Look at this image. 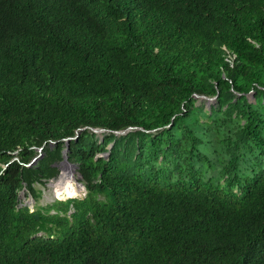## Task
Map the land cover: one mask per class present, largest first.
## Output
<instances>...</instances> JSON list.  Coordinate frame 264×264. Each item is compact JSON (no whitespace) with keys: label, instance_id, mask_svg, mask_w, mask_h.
<instances>
[{"label":"trees","instance_id":"16d2710c","mask_svg":"<svg viewBox=\"0 0 264 264\" xmlns=\"http://www.w3.org/2000/svg\"><path fill=\"white\" fill-rule=\"evenodd\" d=\"M0 264H264V0H0Z\"/></svg>","mask_w":264,"mask_h":264},{"label":"rangeland","instance_id":"374dc122","mask_svg":"<svg viewBox=\"0 0 264 264\" xmlns=\"http://www.w3.org/2000/svg\"><path fill=\"white\" fill-rule=\"evenodd\" d=\"M208 98H210V99H207V98L205 99V98L199 96V97H197V100H198L197 103H199V104L202 103L206 109H209L211 105L216 104V100L211 99V97H208ZM100 132L101 131L97 132L99 137H100V135H99ZM63 162H66L68 165L73 166V173H74L75 166L73 164H71L70 162L63 161V160H61L60 162H57V165H56L57 171H58L57 175L53 178H48V179L43 180V182L41 184L35 185L36 188L39 190V193H40V198H39L37 203H35L34 201H30V196L27 193H25V190H24V193L21 194L20 198L23 200V202L28 204V205L30 204V210H35L34 205H46V204L51 203L54 200H57L59 198H61L60 200H63L62 198L80 197V196L84 195V193H85L84 187L77 182L79 184V186H78L76 181H74V183H75L74 191L71 194H69L68 196H65V197L58 196L57 194H55V192H53V182L55 181V179L60 180L61 178H66V176L62 175V173L59 174V172H62L60 170V168H61V165ZM63 182L65 183V181H63ZM60 190H65V187L61 186ZM40 234H44V233H40Z\"/></svg>","mask_w":264,"mask_h":264},{"label":"bare ground","instance_id":"6f19581e","mask_svg":"<svg viewBox=\"0 0 264 264\" xmlns=\"http://www.w3.org/2000/svg\"><path fill=\"white\" fill-rule=\"evenodd\" d=\"M60 170L62 172H59V174L62 173V175L66 176V178H61L60 180L55 179V181L53 182V192H55V194H57L58 196L65 197L71 194L75 189L73 166L68 165L66 162H63ZM63 181H65V183ZM61 186L65 187V190H60Z\"/></svg>","mask_w":264,"mask_h":264},{"label":"water","instance_id":"95a60500","mask_svg":"<svg viewBox=\"0 0 264 264\" xmlns=\"http://www.w3.org/2000/svg\"><path fill=\"white\" fill-rule=\"evenodd\" d=\"M197 97H199L198 95H196ZM200 97H203V98H207V99H210V98H208V97H206V96H200ZM216 98V96L215 97H213V98H211V99H215ZM82 130V128L81 129H79V130H77V134L76 135H78L79 134V131H81ZM93 131H95L96 133L98 132V131H102V129H93ZM126 132V130H123V131H116L115 132V134L116 135H120V134H124ZM102 136H100V138H101ZM110 146L111 145H109V148H110ZM67 147L66 148H64L63 149V154H62V156H63V161H67L68 162V160H67V155H66V151H67ZM42 156V154L41 153H39V154H37L36 156H34L33 158H32V160L30 161V163L29 164H27V165H31V164H33V163H35L40 157ZM24 193V188L21 190V192H20V195L19 196H21V194H23ZM30 196V195H29ZM30 201H33V199L31 198V196H30ZM29 207H30V204H29ZM31 211H33V210H31ZM34 217H36L37 218V215L36 214H34Z\"/></svg>","mask_w":264,"mask_h":264}]
</instances>
